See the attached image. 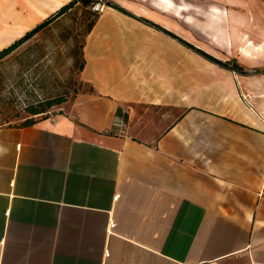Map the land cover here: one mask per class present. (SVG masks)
I'll list each match as a JSON object with an SVG mask.
<instances>
[{
    "label": "crops",
    "instance_id": "obj_1",
    "mask_svg": "<svg viewBox=\"0 0 264 264\" xmlns=\"http://www.w3.org/2000/svg\"><path fill=\"white\" fill-rule=\"evenodd\" d=\"M116 1L137 16L107 7L87 33L88 87L62 112L0 125V264L264 263V73L228 76L230 100H175L168 71L137 64L153 55L117 19L167 35L140 18L168 30L180 5ZM17 2L0 0V27L23 34L28 22L3 15Z\"/></svg>",
    "mask_w": 264,
    "mask_h": 264
},
{
    "label": "rangeland",
    "instance_id": "obj_2",
    "mask_svg": "<svg viewBox=\"0 0 264 264\" xmlns=\"http://www.w3.org/2000/svg\"><path fill=\"white\" fill-rule=\"evenodd\" d=\"M109 1L123 10L108 6L102 0L88 7L76 3L0 60V125L23 124L25 119L35 117L30 115L27 106H36L58 96L65 97V101L52 105L36 116L62 112L63 105L76 92L88 87L81 81L79 69L88 24L95 15L99 18L105 13L107 7L132 18L137 16L131 11L132 3L127 4L129 9H126L116 0ZM68 2L69 0H64L62 3ZM174 2L175 5H180L176 10L181 11L161 19L164 22L167 20L169 31L211 56L227 62L230 67L237 64L249 75L264 73V53L256 59L241 57L242 44L248 45L247 40L264 45V0ZM60 6L44 9L41 4L34 6L38 10L43 9L45 13L36 22L26 24L28 27L25 32L43 22ZM3 21L0 19V23ZM117 21L119 26L128 27L135 33V52L153 55L151 58L154 60L138 61V65H149L168 71L167 79L169 83L173 81L175 100L177 90L188 91L191 103L213 102L216 95L218 98L230 100V89L225 87L229 85V77L238 75V72L211 62L169 35H160L148 28L134 27L130 21L127 23L119 18ZM17 25L19 23L2 24L0 32L16 31ZM21 34L1 43L0 48H4V45L19 38ZM1 35L3 33L0 38ZM137 40H142L141 44L135 45ZM156 79L158 83L165 80L164 77Z\"/></svg>",
    "mask_w": 264,
    "mask_h": 264
},
{
    "label": "trees",
    "instance_id": "obj_3",
    "mask_svg": "<svg viewBox=\"0 0 264 264\" xmlns=\"http://www.w3.org/2000/svg\"><path fill=\"white\" fill-rule=\"evenodd\" d=\"M96 1H99V0H69L68 3L61 5L56 10V12H54L53 14L49 15L48 17H46V19H44L43 22H40L39 24L35 25L33 28H31L30 30L26 31L19 38L15 39L13 42L9 43V45H7L4 48L0 49V60L2 58H4L6 55H9L14 49H16L22 43H24L25 40L27 41V39H30L34 34H36L38 31H40L43 27H45L48 23H50L54 18H56L59 15L65 13L68 9L73 7L76 3H81L83 5V7H88V6L92 5L93 3H95ZM102 1H104L105 4L108 5V6H112V7H115V8L123 10L122 8H120L119 6L113 4L109 0H102ZM97 18H98V15H95V17L88 24L87 32H89L91 30V28L94 25V23H95ZM140 19L144 23H146L147 25H149L151 27H154L157 30H161L164 33H166L167 35L177 39L181 44H184V46H186V47L192 49L193 51H195L196 53L204 56L205 58H207L211 62L216 63V64L218 63V65H220L223 68H226V69H229V70H233V71L235 70L239 74H244V75L247 74L246 72H244V70H243V68L241 66H238L237 64H235L233 67H230L227 62H223L220 59H218V58H216L214 56H211L210 54L204 52L200 48H197L193 44H191L189 42H186V40H183L182 38L178 37L177 35H175L171 31L163 28L162 26L158 25L157 23H154L151 20H148V19H145V18H140ZM83 66H84V59L82 58V61H81L80 66H79L80 71L82 70ZM63 101H65V97L58 96L56 98L43 101V102H41L40 104H38L36 106H34V105L27 106V110L29 111L30 115H36L38 113L40 114V113H43V112L47 111L48 108H50L52 105H56V104L62 103ZM33 122H34V117L31 116V117L25 119V121L23 122V125H30Z\"/></svg>",
    "mask_w": 264,
    "mask_h": 264
},
{
    "label": "bare ground",
    "instance_id": "obj_4",
    "mask_svg": "<svg viewBox=\"0 0 264 264\" xmlns=\"http://www.w3.org/2000/svg\"><path fill=\"white\" fill-rule=\"evenodd\" d=\"M63 1L64 0H28V1L27 0H18L19 4H18V2L12 3L13 5L8 6L7 10L3 13V15L7 16L12 21L18 20V21L26 22V23L27 22L28 23L36 22L45 13V11L43 9L38 10L34 6L39 5V4H41V6H43V4L46 3L47 5H45L44 8L57 7V6L61 5ZM9 2H10V0H9ZM27 3L33 5V7H31L32 9L27 6ZM21 28H23V27H21ZM21 32H22V30H18L15 32V35H17ZM12 36L13 35H9V36L1 38L0 44L8 41L9 39H11ZM247 42H248V45H247L248 47L242 45V52L245 54H251L252 52H259V51L264 50V45H262V43L255 44L252 41L250 42L249 40H247Z\"/></svg>",
    "mask_w": 264,
    "mask_h": 264
},
{
    "label": "built area",
    "instance_id": "obj_5",
    "mask_svg": "<svg viewBox=\"0 0 264 264\" xmlns=\"http://www.w3.org/2000/svg\"><path fill=\"white\" fill-rule=\"evenodd\" d=\"M127 120L123 115H116L112 121L111 132L114 135H123L127 130ZM255 264H264V263H255Z\"/></svg>",
    "mask_w": 264,
    "mask_h": 264
}]
</instances>
